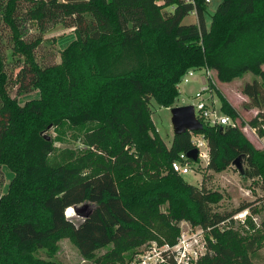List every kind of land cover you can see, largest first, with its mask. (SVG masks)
Returning a JSON list of instances; mask_svg holds the SVG:
<instances>
[{"label":"trees","instance_id":"16d2710c","mask_svg":"<svg viewBox=\"0 0 264 264\" xmlns=\"http://www.w3.org/2000/svg\"><path fill=\"white\" fill-rule=\"evenodd\" d=\"M205 9L204 0H0V264H59L62 239L80 264H127L148 240L172 245L180 221L204 230L195 264H253L264 220L255 227L246 217L252 231L239 237L231 216L256 209L215 210L218 192L170 167L194 147L189 135L172 134L166 146L150 117V100L173 105L188 69H209L222 83L250 73L240 89L246 106L264 104V0H220L208 26ZM53 23L74 38L58 62L37 60ZM32 89L37 97L20 104L17 94ZM216 94L219 112L235 116ZM256 115L247 124L262 135ZM200 122L205 168L220 172L241 156V176L259 177L264 189V151L241 127ZM2 166L12 172L4 192ZM82 203L74 225L63 211Z\"/></svg>","mask_w":264,"mask_h":264},{"label":"rangeland","instance_id":"374dc122","mask_svg":"<svg viewBox=\"0 0 264 264\" xmlns=\"http://www.w3.org/2000/svg\"><path fill=\"white\" fill-rule=\"evenodd\" d=\"M219 1L220 0H209L206 2V9L203 12L206 26H208L210 15ZM164 8L171 9V6L165 5ZM194 18V13H188V15L183 19V22L193 21ZM29 33L31 35L36 34L35 26L32 23L29 25ZM40 36L41 42L35 52L37 60L45 59L50 61L53 59L55 62H58V54L60 50L74 38V33L72 28L64 27L60 23H53L46 28ZM210 72L213 84L212 87H208L207 91H202L207 86V78L204 76L201 69L189 76L186 82H179L177 84L178 95L172 106L194 104L199 98H202L208 109L210 110L213 108L215 113L219 115V101L216 94V91H218L235 112V116H229V118L233 120L238 127H241V129L245 127L246 129H243V133L246 138L255 148L261 150L259 149L260 142L257 138H254L246 126H248L247 122L251 118L257 116V112L259 114L258 117L264 126V104L261 105L259 109L247 107L246 104L248 102V98L240 91L243 82L250 81L253 78V75L250 73H243L229 82L222 83L217 81L214 72ZM10 94L14 95V88L11 89ZM37 95L38 92L36 89L28 90L17 94V100L21 104L24 100L35 98ZM149 108L151 110V121L167 146L172 135L169 107H160L154 103V101L150 100ZM46 133L50 136L54 135V132L51 129ZM55 144L59 147L75 146L73 142H69L67 144ZM206 154L207 149L205 141L201 139V144L198 147V159L196 161H192L190 164V170L185 174H181V176L189 184L200 186L202 183L205 188L218 192L221 197L218 202L213 205V208L217 211L233 210L239 205L245 203H249L252 207H254L256 209V213L251 214L249 210L246 209V212L243 215L231 217L232 224L230 226L232 230H234L239 237L244 238L252 231V228L246 222V217L250 219L255 227H258L260 221L264 220V189L260 186V178L242 177L232 166L220 172L208 170L205 168ZM242 168H245L244 163H242ZM1 170L3 173L1 189L2 192H4L9 179L12 177V172L5 166H2ZM83 205L84 203L78 204L77 206H70L65 208L63 211L74 225H77L85 214L84 211L86 208H81ZM82 209L84 211H82ZM187 225H189V223L186 221H180L178 223V229L180 227L185 229ZM150 244L157 245L154 240H148L140 247L143 248L148 245L150 246ZM256 254H258V256L253 258V264H264V240L260 242ZM56 260L59 264H80L82 262L75 246L67 239L60 240ZM131 261L127 264H131ZM195 262H193V264H195Z\"/></svg>","mask_w":264,"mask_h":264},{"label":"built area","instance_id":"2783aa9c","mask_svg":"<svg viewBox=\"0 0 264 264\" xmlns=\"http://www.w3.org/2000/svg\"><path fill=\"white\" fill-rule=\"evenodd\" d=\"M208 2L209 0H204ZM194 13V10L191 11ZM190 12V13H191ZM200 70V69H199ZM197 70L188 69L181 77L180 81L186 82L187 78L191 76ZM204 76L207 78V86L202 91H207L208 87L212 86L213 81L211 79V70L202 68ZM209 92V91H208ZM200 96V95H198ZM212 102V101H211ZM195 117L200 121L203 119L209 123L237 126L236 123L229 118L226 114L219 112V115L215 113L214 109H208L206 103L202 98H199L197 102L191 104ZM219 111V110H218ZM254 138L260 142L259 149L264 151V133L262 135L257 134L256 129L250 126H246ZM264 128V126H261ZM246 128H242V130ZM189 135L191 143L197 149L198 159V147L201 144L202 136L199 131H186ZM204 140V139H203ZM193 160L188 158L185 152H180L176 159L170 162L172 171L177 174H185L190 170V164ZM246 209L234 213L231 217L243 215ZM206 251L204 230L199 226H191L190 224L186 228H179L178 234L175 238V242L172 245L162 244H150L140 248L134 257L132 258L131 264H160L164 263V256H170L172 259L171 264H193L198 257L202 256Z\"/></svg>","mask_w":264,"mask_h":264},{"label":"water","instance_id":"95a60500","mask_svg":"<svg viewBox=\"0 0 264 264\" xmlns=\"http://www.w3.org/2000/svg\"><path fill=\"white\" fill-rule=\"evenodd\" d=\"M170 112V125L172 134H180L188 131H199L202 128L201 122L195 117L193 107L191 104L171 106ZM186 156L191 160H196L197 149L195 147L185 152ZM236 169L238 174H243L241 156H236L230 163Z\"/></svg>","mask_w":264,"mask_h":264},{"label":"crops","instance_id":"0c3cea01","mask_svg":"<svg viewBox=\"0 0 264 264\" xmlns=\"http://www.w3.org/2000/svg\"><path fill=\"white\" fill-rule=\"evenodd\" d=\"M243 131V130H242ZM206 158H207V154H206Z\"/></svg>","mask_w":264,"mask_h":264}]
</instances>
